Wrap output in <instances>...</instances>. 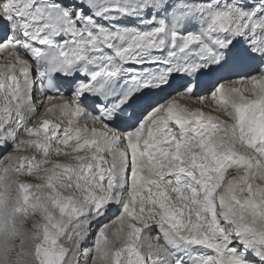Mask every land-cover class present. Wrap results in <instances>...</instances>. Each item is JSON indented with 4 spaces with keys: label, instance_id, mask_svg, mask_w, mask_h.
<instances>
[{
    "label": "snow or ice",
    "instance_id": "snow-or-ice-1",
    "mask_svg": "<svg viewBox=\"0 0 264 264\" xmlns=\"http://www.w3.org/2000/svg\"><path fill=\"white\" fill-rule=\"evenodd\" d=\"M0 264H264V0H0Z\"/></svg>",
    "mask_w": 264,
    "mask_h": 264
},
{
    "label": "bare ground",
    "instance_id": "bare-ground-1",
    "mask_svg": "<svg viewBox=\"0 0 264 264\" xmlns=\"http://www.w3.org/2000/svg\"><path fill=\"white\" fill-rule=\"evenodd\" d=\"M154 234V233H153Z\"/></svg>",
    "mask_w": 264,
    "mask_h": 264
}]
</instances>
